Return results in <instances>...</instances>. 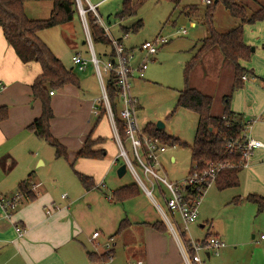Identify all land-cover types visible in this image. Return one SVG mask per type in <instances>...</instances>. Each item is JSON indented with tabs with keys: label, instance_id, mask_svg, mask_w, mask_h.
<instances>
[{
	"label": "crops",
	"instance_id": "crops-1",
	"mask_svg": "<svg viewBox=\"0 0 264 264\" xmlns=\"http://www.w3.org/2000/svg\"><path fill=\"white\" fill-rule=\"evenodd\" d=\"M32 2H35L36 5L30 4L28 6V1L25 3L27 16L34 20L47 19L48 17L45 18L39 15L38 11L41 9L40 5L42 4L38 3L48 1ZM49 3L50 6L45 7L48 8L50 16L53 5L52 2ZM92 5L99 7L100 3ZM191 26L196 29L198 24L197 22H191ZM45 31L40 33V37L48 45L45 41ZM124 33L126 32L124 31ZM203 39L201 38V40ZM145 41L147 40L143 42ZM244 41L248 46L254 48V51L250 61L243 62L241 65L251 72V76L256 77L257 80L254 84H260L264 89V21L245 25ZM143 42L130 47L123 45L128 50H137ZM83 44H85V41ZM199 45L198 47L194 45L190 59L196 53V48L199 49ZM49 47L51 48V46ZM161 49L162 47H160L158 53ZM158 53L149 56L136 53L133 65L138 66L141 60H148L146 74L150 63L157 60ZM55 55L62 61L61 56ZM73 56L69 63L72 66L67 68L75 70ZM89 67L90 65L84 72H88ZM218 71L214 72L215 76H213L216 82L222 80L221 69ZM41 72L39 64L24 65L18 59L0 28V87L2 86L0 88V107L5 106L9 109L8 119L0 122V197L9 198L16 195L19 192V184L27 180L30 174L29 183L36 195L35 199L22 202L10 219L5 217L0 206V264H78L79 260L80 262L83 261V251L86 250L85 242H89L92 234L83 236L81 224L83 215H78L79 213L82 214L80 211L76 214V209L81 207L82 202L89 205L90 202L87 199L105 185L114 170L122 165V163H119L122 160L120 149L114 139L109 119L104 116L98 122V116L92 113L96 98L92 100L95 95L88 89V75L80 77L77 75L78 86L67 85L62 90L54 91V94L51 95L54 117L51 120L50 130L52 135L66 147L67 158H56L55 151L49 150L48 144L43 139L38 138L27 129L42 115V104L39 100L33 98L31 88L34 80ZM145 81H147L146 75L143 78L138 76L132 78L133 94L138 99V112H143L144 108L139 96L136 94V86L139 87V84ZM183 89L177 91V99ZM223 109L224 106L220 115H222ZM262 111L248 112V117L246 115L244 117L246 116L245 121L251 122L250 128L246 131L247 136L264 142V108ZM251 119L255 120L254 123ZM167 121L168 118L161 121L164 124L163 130L166 128L165 123ZM141 123L142 126L140 124L139 126L142 129L149 123L157 125V122L149 119H144ZM196 127L197 116L195 130ZM164 132L166 135L184 142L179 135H173L170 131L166 132V130ZM90 134L92 140L102 139L93 146L92 150H103V159L76 157ZM193 142L191 144L184 142L186 145L183 147H191L192 151ZM168 150L167 147L166 152L161 154H166ZM170 161L172 163L177 162L175 156H172ZM77 173L91 177L94 181V187L86 190ZM121 187L124 186L114 183L111 189L112 194ZM236 188L240 189L247 199L249 195L264 197V150H256L253 153L250 166L241 171L240 185ZM65 193L68 194V197L63 199L61 195ZM112 200H114L112 197H108L109 202H112ZM117 203L123 205L125 202ZM48 210H52L50 214L47 213ZM125 219H120L119 225ZM154 222L156 221L143 222L136 226L132 225L120 234L116 232L114 236H121L133 230L140 232L139 234L143 239H141L142 243L140 244L143 258L138 262L143 264H184L179 247L170 233H162L144 225V223ZM199 227L205 228L206 225L204 223ZM18 229L24 231L22 236H19ZM93 232H99L101 237L100 230H94ZM207 233L211 232L207 230ZM212 234H216L219 239L224 241L219 233L213 232ZM262 236L264 235H261L260 241L257 243L260 250H264V238ZM204 238L195 240H203ZM256 238L255 235L252 236V240ZM112 245V249L115 250L116 243L113 242ZM86 253L89 259L90 252L87 251ZM212 257L214 256L206 255V260H210ZM205 264H207L206 261Z\"/></svg>",
	"mask_w": 264,
	"mask_h": 264
},
{
	"label": "rangeland",
	"instance_id": "rangeland-1",
	"mask_svg": "<svg viewBox=\"0 0 264 264\" xmlns=\"http://www.w3.org/2000/svg\"><path fill=\"white\" fill-rule=\"evenodd\" d=\"M88 1L92 4L100 3L99 7H96H98L97 12L104 26L110 30L116 40L121 38L120 40L127 47L139 45L144 40H153L158 36L169 39V43L162 46L156 57L157 60L150 63L149 70L145 74L147 81L139 84V87L136 86V94L144 108L143 112H137L138 123L142 126L141 122L144 119L158 123L173 114L165 123L166 132L170 131L173 135H179L184 142L191 144L195 135L196 115L176 107L177 91L185 86L184 66L193 54L191 50L195 47L194 45L198 47L201 38L207 36L206 26L200 22L201 18H204L207 4L204 0H183L180 5L175 6L168 1L147 0L134 15L121 20L118 14L121 12L125 0ZM138 1L140 0H136V2ZM49 2L51 1L38 3L42 4L38 11L41 17H49V10L45 7L50 6ZM85 2L88 3L87 0ZM85 2H83L84 6ZM244 2L250 11L264 5V0H245ZM28 4V6L36 5L32 1H28ZM191 6L198 8L194 14H188L190 11L188 8ZM139 20L143 22L142 28L132 31L131 28ZM191 22H197L198 27L196 29L192 27ZM213 22L218 31L225 32L234 28L237 21L220 4L215 9ZM125 28L130 29L126 38H124ZM184 29L186 34L181 33ZM45 32V41L51 46L54 54L62 57V62L66 67L72 66L69 63L76 53L91 57L89 45L83 44L86 34L79 14L69 25ZM94 51L101 61L100 67L103 70L112 48L110 45L97 44L94 46ZM147 64H149L148 60ZM214 67L217 69H212ZM219 69H221L222 80L216 82L213 76H215L214 72ZM74 72L79 77L89 76L88 89L95 95L92 100L99 98L101 101L102 88L94 65L90 64L88 72H81L77 68ZM107 79L108 76L103 73V82L106 83ZM192 79L194 86L213 97L211 112L215 116H220L224 106V97L232 92L233 66L224 60L221 52L216 48L198 64L192 74ZM263 108L264 89L260 84H254L251 80L244 81L243 87L233 94L231 109L236 112L248 117V112H263ZM48 146L49 150L55 151L49 144ZM174 147H168V152L160 155L159 161L162 167L160 174L165 175L171 182L181 183L187 178L191 169V147L180 145ZM128 150L130 149L128 148ZM129 154L132 156L131 152ZM172 156H175L176 163L170 161ZM119 163H122V160ZM118 168L119 166L111 174L105 186H102L87 199L90 202L89 205L82 202L81 207L76 209V214L80 211L82 214L78 215H83L81 220L83 236L93 234L94 230L101 231L100 238L93 240L91 235L90 243L85 242L86 250L83 251V261L79 260L78 264H128L140 261L143 258L140 232L133 230L121 236H114L118 230L119 220L127 218L135 226L143 222L162 220L153 201L144 193L145 191H141L139 196L126 201L123 205L114 200L108 201V197H112L111 189L114 183H118L120 186L134 183L131 171L119 178ZM154 197L165 208V204L157 192ZM204 223L206 227L200 228L199 226ZM176 227L179 228V226ZM207 230L211 233H219L225 243V248L219 252L220 255L206 260L207 264H264V250H260L257 244L261 235H264V210L259 212L258 205L247 199L240 189L229 188L220 191L213 184L206 190L199 206L198 222L189 227L188 236L192 239L204 238ZM253 235L257 237L255 240H252ZM111 237L113 240L109 242ZM113 242L116 243L115 254L110 261L93 263L88 259L87 251L101 254L106 251L104 246L108 243L112 245ZM97 244L100 245L99 248L96 247ZM181 259L184 262L182 254Z\"/></svg>",
	"mask_w": 264,
	"mask_h": 264
},
{
	"label": "trees",
	"instance_id": "trees-1",
	"mask_svg": "<svg viewBox=\"0 0 264 264\" xmlns=\"http://www.w3.org/2000/svg\"><path fill=\"white\" fill-rule=\"evenodd\" d=\"M27 1H51L53 8L51 15L47 19L34 20L30 19L25 12V3ZM147 0H125L123 8L118 14L122 20L127 16L134 15L137 9ZM168 1L175 6L181 4L183 0H156ZM245 0H213L208 4L204 18L200 22L206 26L207 36L201 40V46L194 56L184 66V89L179 93L176 107L188 110L197 116V127L194 135V142L191 151V169L202 171L209 165L229 164L232 167H226L221 170L214 185L220 191L236 188L240 185V173L243 170L242 154L243 151L237 147L231 149L228 147L231 141H237L241 145L245 143V133L251 122L245 121L242 114L232 111L231 102L233 94L244 85L243 75L251 76V72L242 67L243 62H248L252 56V47L248 46L244 41V26L264 21V5L254 11H250L245 5ZM222 5L226 11L237 22L234 28L229 31L221 32L214 27V12L218 5ZM88 8V6H86ZM197 7L188 8V14L197 12ZM76 0H0V28L8 44L14 49L18 59L24 64L37 63L41 66V74L34 80L32 88V96L39 100L42 104V115L28 126V130L34 133L38 138L43 139L55 150L56 158H67V149L63 146L51 133L50 124L54 117L51 101V92L62 90L67 85L78 86V77L74 70L67 68L61 59H59L51 48L42 40L40 33L45 30L60 27L74 21L78 15ZM91 37L94 46L97 44L110 45L109 38L104 36V30L98 25L93 12L86 14ZM143 26V22L139 20L132 28V31H138ZM125 34L130 29L125 28ZM112 48V46H111ZM219 49L225 61L233 66L234 82L232 92L224 97L223 113L220 116L211 114L213 106V97L203 93L192 84V74L203 58L213 49ZM113 51V49H112ZM110 52L112 54L113 52ZM107 95L116 114V121L122 139H126L125 126L117 117L119 110L118 88L113 76L106 84ZM175 112V111H174ZM173 112V113H174ZM173 115V114H172ZM168 116V119L172 117ZM106 116L105 108H102L98 122ZM9 117L8 107H0V122L7 120ZM144 133L159 138L162 144L168 147L177 145L185 146L184 142L179 139L166 135L164 130H158L157 125L147 124L143 129ZM93 133V132H92ZM102 139L92 140V136L87 138L83 147L77 153V158H95L103 159L104 151H94L93 146ZM134 164L138 167L136 159ZM124 164V161H122ZM128 172V171H127ZM80 182L86 190L94 187V181L91 177L77 173ZM29 178L19 184V192L27 194L30 200L36 198L35 193L31 190ZM143 191L134 180V183L115 190L112 198L116 202H126L139 196ZM158 193V190H156ZM155 192V193H156ZM195 194V193H193ZM159 196V194H158ZM248 199L258 205L259 212L264 210V197L259 195H249ZM162 233H170L169 228L164 220H158L154 223H144ZM132 226L128 219H125L119 225L117 234L122 233L128 227ZM211 236L218 237L216 234L207 233L204 239ZM112 239V238H111ZM181 239L184 245L188 247L189 237L186 233H181ZM189 250V255H193V250ZM115 254L114 249L101 254L90 252L89 259L93 263L108 262Z\"/></svg>",
	"mask_w": 264,
	"mask_h": 264
},
{
	"label": "built area",
	"instance_id": "built-area-1",
	"mask_svg": "<svg viewBox=\"0 0 264 264\" xmlns=\"http://www.w3.org/2000/svg\"><path fill=\"white\" fill-rule=\"evenodd\" d=\"M83 2H85V0H76V5L86 34L85 43L89 45L91 57L88 58L81 53H77L73 56V63L81 72L86 71L88 66L92 63L100 80L102 99L101 101L99 98L94 100L92 113L99 117L102 108H105L106 116L111 124L114 139L120 149L121 159L127 164L128 171H131L137 184L142 187L141 189L145 191L144 193L153 201L161 218L168 226L170 234L173 236L179 247L184 264H205L206 255H209L210 257H218L220 255V250L225 248L224 241L215 236L203 240H195L188 236V247L194 252L191 256L188 253L189 248L184 245L181 239V233L189 235V227L198 222L199 206L204 193L214 184L218 173L226 167H232V165H209L202 171L194 170L190 172L187 178L181 183L171 182L165 175L160 174V170L162 169L159 161L160 154L166 152L168 146L162 144L159 138L144 133L143 129L139 126L137 118L138 99L133 94L132 78L134 76L143 78L145 76V71L148 68V64L146 59L141 60L138 66L133 65V61L136 59V53L144 54L145 56L157 54L160 47L166 45L169 42V39L163 36H158L153 40L143 42L137 50H128L124 47L122 41L116 40L111 35L110 30L104 26L97 12L96 6L92 5L88 0V3L85 2L84 6ZM204 2L208 5L211 4L213 0H204ZM86 6H88V8H86ZM89 11L93 12L98 25L104 30V36L109 38L113 49V53L108 55L109 58L104 63L103 70H101L100 67L101 61L94 51V44L86 17L87 12ZM181 33L186 34L187 32L184 29ZM126 36L127 34H125L124 38H126ZM103 73L108 76V79L110 76H113L118 88L120 106L117 117L125 126V140L121 137L116 121V114L112 110L107 95L106 84L108 79L106 83L103 82ZM242 79L244 81L251 80L253 82H256L257 80L256 77H250L248 75H243ZM0 88H2V86ZM50 94L53 95L54 92H51ZM250 126L251 124L248 128H250ZM245 139L243 145L237 141H231L228 145L231 149L237 147L243 151L241 166L243 169L250 166L251 158L256 150H264L263 141L248 137L246 133ZM128 148L130 150H128ZM130 152L132 153V156H130ZM133 159L137 160L140 165L139 169L134 164ZM31 190L33 191V187ZM156 190H158L159 197L164 202L165 208H163L155 199L154 194ZM67 197L66 194L62 195L63 199H66ZM25 200L30 199L27 194L21 192H18L16 195L9 198L0 197V206L5 217L8 219L12 218L13 212ZM51 211L52 210H48L47 213L50 214ZM176 226H179V228ZM23 233V230L18 229L19 236H22ZM99 237V232H94L92 234L93 240H97ZM262 238H264V236H262ZM109 242H112V239ZM96 247L99 248L100 245L97 244ZM112 247L113 246L108 243L104 246V249L106 250L105 252H109ZM128 264L143 263L130 262Z\"/></svg>",
	"mask_w": 264,
	"mask_h": 264
},
{
	"label": "water",
	"instance_id": "water-1",
	"mask_svg": "<svg viewBox=\"0 0 264 264\" xmlns=\"http://www.w3.org/2000/svg\"><path fill=\"white\" fill-rule=\"evenodd\" d=\"M252 51H254V48H252ZM157 129L158 130L164 129V124L162 122H158ZM127 171H128L127 164L124 163L118 168L117 174L120 178H122L127 173Z\"/></svg>",
	"mask_w": 264,
	"mask_h": 264
}]
</instances>
